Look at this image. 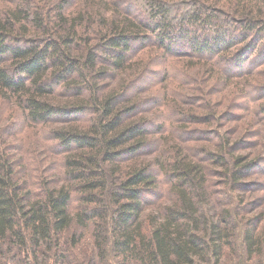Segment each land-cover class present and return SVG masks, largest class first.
<instances>
[{"label":"trees","instance_id":"16d2710c","mask_svg":"<svg viewBox=\"0 0 264 264\" xmlns=\"http://www.w3.org/2000/svg\"><path fill=\"white\" fill-rule=\"evenodd\" d=\"M147 52L155 63H143ZM261 66L264 0H0V99L46 130L61 163L36 177L0 147L2 264H76L75 248L89 239L109 264H219L236 217L245 259L264 257V228L232 201L210 203V166L247 188L261 155L232 151L231 162L239 140L223 135L213 147L193 133L200 102L227 97L210 83L264 92L252 79ZM180 76L184 91L171 83Z\"/></svg>","mask_w":264,"mask_h":264},{"label":"rangeland","instance_id":"374dc122","mask_svg":"<svg viewBox=\"0 0 264 264\" xmlns=\"http://www.w3.org/2000/svg\"><path fill=\"white\" fill-rule=\"evenodd\" d=\"M212 1L216 3V5H224L225 3H229L230 0ZM133 7L136 13L142 15V9L137 3H135ZM180 47L185 49L186 45L183 44ZM153 58V54L147 52L143 63H155ZM187 60L188 58L184 57L177 60V64L174 62L178 67V74L183 73L181 69L184 63H188L186 62ZM192 61L195 60L192 59ZM259 69L258 72L252 75V79H256L253 82L257 87L261 86V83L264 84V66H261ZM182 77L183 76H180L179 79L176 78V80H172L171 83L184 91L180 81ZM159 80L160 76L155 77V74L149 76V81L157 82ZM213 83H210L209 87L215 85L214 87L217 89L218 87L223 89L225 93H227V97H220L221 92L218 91L216 94H211V96H209L211 102H207L206 100L200 102L199 111L202 115V124L198 125V127L201 130L199 132L193 131V133L197 136H201L202 134V137L207 139L205 142L210 143L213 147L221 143L223 135L224 138H229L232 143L239 140L237 145L229 149L230 154L227 153L231 162L233 161V157L231 156L232 151V155H243L248 157L246 159L247 161L252 160V158L254 159L258 154H260L261 157L257 158L258 163L254 165L250 177L246 180L247 185H249L247 188H243L242 185H237L235 187L228 184L219 174L224 168L210 166V169L214 171L211 183L213 194H211L210 203L217 205L220 200L223 202L232 201L237 208H242V215H246L247 218L253 219L254 225L260 230L264 228V220L262 222L259 221V217L264 216V114L258 113V108L259 104L264 103V92L260 90L257 91L255 87H251L250 85L244 88L245 82L239 84V86L233 84L222 85L223 83H219V81L218 84L217 82L216 84ZM157 85L161 87L163 82ZM199 95L204 97V94ZM213 107L218 109L219 114H217L213 120H207L206 112L213 109ZM24 118L21 109H18L13 102L0 99V147H5L9 151H17V153L25 159L24 162L21 163L22 166L25 165L29 173H34L36 177L37 174H41L39 169L47 167L49 174L43 173V177L49 179L61 169L60 156L57 154L55 155L54 151L50 149L52 147L51 145L49 146L51 141L48 142L46 140V130L34 128L31 124L29 125L25 122ZM170 122L171 124H175L172 122V119H170ZM205 130L206 132L203 136V131ZM227 133L229 135H226ZM202 143L204 142L202 141ZM21 164L19 168L22 171ZM232 224L236 231L234 245L226 250V257H224L223 261L219 264H238V261H242V264H264V257L261 256H255L251 260L245 259V251L243 250L244 247L242 243L244 222H241L240 218L236 217V221ZM261 236L264 237L263 234H261ZM260 241H263L264 244V238ZM91 242H93L92 239L86 240L75 248L74 253L77 258L75 260H78L79 264H82L84 260L89 262L90 258H92L94 264H109L113 261L110 256L102 260L99 256L93 254V251H91L93 244ZM0 264H2V261H0ZM5 264L22 263L17 260H6ZM196 264L214 263L199 262Z\"/></svg>","mask_w":264,"mask_h":264}]
</instances>
